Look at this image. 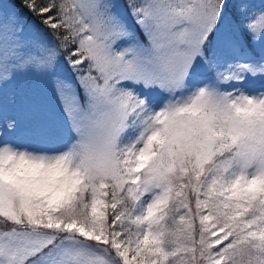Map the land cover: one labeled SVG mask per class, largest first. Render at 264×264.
Returning a JSON list of instances; mask_svg holds the SVG:
<instances>
[{
  "label": "snow or ice",
  "instance_id": "1",
  "mask_svg": "<svg viewBox=\"0 0 264 264\" xmlns=\"http://www.w3.org/2000/svg\"><path fill=\"white\" fill-rule=\"evenodd\" d=\"M0 264H264V0H0Z\"/></svg>",
  "mask_w": 264,
  "mask_h": 264
}]
</instances>
